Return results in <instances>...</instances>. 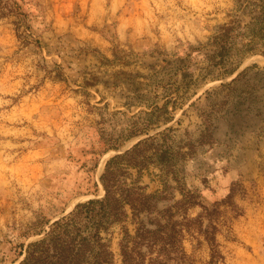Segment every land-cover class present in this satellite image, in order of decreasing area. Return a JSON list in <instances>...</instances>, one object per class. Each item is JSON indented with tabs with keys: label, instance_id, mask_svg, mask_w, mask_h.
I'll return each mask as SVG.
<instances>
[{
	"label": "rangeland",
	"instance_id": "rangeland-1",
	"mask_svg": "<svg viewBox=\"0 0 264 264\" xmlns=\"http://www.w3.org/2000/svg\"><path fill=\"white\" fill-rule=\"evenodd\" d=\"M59 2L49 0L41 17L15 14L18 44L0 41V264H13L36 219L53 221L103 196L100 176L112 156L148 136L160 140L166 127L169 142L185 145L208 124L213 142L179 162L180 186L209 208L204 223L218 226L216 264H264V54L233 55L228 64L245 54L234 75L204 77L201 46L231 27L237 46L264 50L262 23L251 18L264 14V0ZM166 102L167 112L155 109ZM164 178L150 164L140 184L161 191ZM167 196L166 205L182 197L177 188ZM201 212L192 206L188 218ZM104 235L111 264H122V225ZM183 245L185 264H215L199 231H186Z\"/></svg>",
	"mask_w": 264,
	"mask_h": 264
},
{
	"label": "trees",
	"instance_id": "trees-1",
	"mask_svg": "<svg viewBox=\"0 0 264 264\" xmlns=\"http://www.w3.org/2000/svg\"><path fill=\"white\" fill-rule=\"evenodd\" d=\"M251 18L262 23L261 30L264 32V14H251ZM223 30L221 35H213L201 45L205 47V60L208 62L204 77L232 76L241 67L245 54H264V50L256 45L237 46V34L231 33L233 28L225 27ZM211 45L215 48H208ZM242 52L245 54L237 63L228 64L230 57L240 56ZM252 67H257V64L246 67L232 81ZM155 109L167 112L168 103L155 106ZM168 120L164 118L163 121ZM168 130L171 128L166 127L158 133L161 141L155 135L140 139L106 162L100 176L103 196L80 201L72 210L53 221L54 215L33 221L21 234L23 240L17 244L13 264H111L114 252L111 239L104 233H109L116 224L122 225L123 235L119 241L122 264H185L183 241L186 231H199L205 235L211 247V262L216 264L222 257L217 249L218 226L211 218L204 223L205 217L210 216L209 208L198 200L195 192H184L178 178L179 162L188 154L196 153L200 144L212 143L213 131L208 124L206 132L182 145L175 140L169 142L172 136L167 133ZM184 146L188 147V151L182 150ZM97 162L98 157L92 158L93 167ZM150 164L158 165L165 175L161 191L148 192V186L140 184L142 172ZM131 169L137 170V177L132 182L129 181ZM169 177L177 182L176 187L169 184ZM174 188L180 191L182 197L174 204L166 205L165 201L169 198L167 192ZM195 205H201L203 212L195 218H188L189 208ZM178 216H182V220ZM127 221L134 224L133 233L125 224ZM190 224H195V228H191ZM34 235L40 237L26 243Z\"/></svg>",
	"mask_w": 264,
	"mask_h": 264
},
{
	"label": "crops",
	"instance_id": "crops-1",
	"mask_svg": "<svg viewBox=\"0 0 264 264\" xmlns=\"http://www.w3.org/2000/svg\"><path fill=\"white\" fill-rule=\"evenodd\" d=\"M48 2L49 0H0V41L9 40L10 45L18 44L14 29L17 19L15 14H29L33 18L41 17V14H49ZM56 3L57 0H52V4ZM84 3H87V0H84ZM52 13L55 14V9ZM56 13L59 14L58 11Z\"/></svg>",
	"mask_w": 264,
	"mask_h": 264
}]
</instances>
